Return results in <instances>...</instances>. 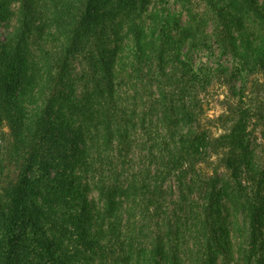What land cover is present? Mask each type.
<instances>
[{
    "label": "rangeland",
    "instance_id": "1",
    "mask_svg": "<svg viewBox=\"0 0 264 264\" xmlns=\"http://www.w3.org/2000/svg\"><path fill=\"white\" fill-rule=\"evenodd\" d=\"M185 2L149 0L145 13L134 21L119 14L112 21L115 30L102 32L97 27L96 34L105 38L106 48L116 51L110 82L102 84L106 103L96 106L104 107L105 115L96 111L92 117L84 109L85 104L99 101L96 96L90 101L86 97L105 76L99 71L94 74L90 62L97 61L103 50L97 37L85 35L68 58L60 86L61 104L56 105L54 117L58 124L86 135L85 153L72 168L73 179L87 189L89 218L86 236L81 238L76 229L80 205L76 200L69 204L57 201L47 226L60 240L70 264H156L159 258L153 256L159 242L178 264H202L213 257L214 264H244L247 232L241 191L230 180L222 151L217 152L212 140L230 127L237 117L233 110H247L249 148L240 178L244 186H254V182L256 188L261 186L264 198V62L259 54L246 55V46L235 50L220 36L225 30L220 17L221 12L227 13L225 3ZM34 3L31 7L39 13L34 26L43 29L35 31L20 50L28 66L37 63L39 77L36 83L27 84L21 72L13 99L25 125L38 119L50 95L41 86L46 61L56 75L69 43L68 35L53 21L52 3ZM258 4L264 5V0ZM23 5L24 0H0V47L8 52L20 44L17 33ZM232 32L238 39L236 28ZM248 39L253 50L261 46L255 36ZM241 44L238 40L237 45ZM170 108L175 114H191L183 129L198 132L199 149L180 145V133L169 128L166 112ZM14 143L9 121L0 113V188L15 181L19 173L21 161ZM63 171L56 160L50 161L49 177L40 184L43 197H49V189L59 184L57 178ZM216 172L218 182L213 179ZM214 182L218 190L226 187L235 200L224 196L220 210H210L211 218L206 220V194ZM105 187L115 188L116 198L125 199L123 210L113 217L106 214L107 199L100 192ZM36 201L43 204L40 195ZM260 239L262 248L256 260L264 264V223ZM216 241L227 256L215 254Z\"/></svg>",
    "mask_w": 264,
    "mask_h": 264
},
{
    "label": "trees",
    "instance_id": "2",
    "mask_svg": "<svg viewBox=\"0 0 264 264\" xmlns=\"http://www.w3.org/2000/svg\"><path fill=\"white\" fill-rule=\"evenodd\" d=\"M36 1L24 0L23 21L17 33L19 46L9 52L4 47H0V113L9 121L15 140L14 149L17 155H20L19 161H21L17 179L0 188V264H70V258L67 257L62 244L59 243L60 240L57 236H52L47 226L48 214L54 212L53 204L57 201L65 204H69L71 200L78 202L81 209L77 216L76 229L80 237L85 238L89 218L87 189L73 179L74 168L72 165L77 161L80 154L85 153V147L87 148L85 146L86 135L82 131L73 130L69 125L58 124L55 120V107L61 104L59 98L62 76L76 43L89 33L97 37L98 46L102 47L103 50L97 61L90 62L95 67L94 74L99 71L105 76L99 80L96 89L92 92L93 94L86 97V100L90 101L96 96L99 101L92 106L85 104L84 109L92 117L95 116L96 111L100 115L107 114L104 107L99 109L96 106H104L106 103L103 102L106 99L102 84L107 83L108 85L110 82L111 65L116 56V51L106 48L105 38L96 34L97 27L101 26L102 32H106L107 29L115 30L116 27L112 25V21L119 14L130 16L134 21L145 13L149 3V0H48L53 5L52 13L55 15L53 21L58 30L63 29L68 35L69 43L59 61V71L56 75H53L50 62L46 61L47 72L41 86L43 91H50V95L44 102L38 119L31 125H25L21 119V114L17 112V105L13 99L18 91V76L21 72H24L23 82L27 84L36 83L39 77L37 63H29L28 66L24 58H21V54L25 52L20 50L21 44L28 41L35 31L40 33L43 29L42 26H34V19L39 16V13L34 11L31 6L32 2ZM207 1L209 4L223 2L228 9L226 14L223 12L220 14V17L225 21V30L221 32L220 36L226 37V41L228 39L234 49L246 46V55H249L250 52L255 55L259 54L260 60L264 62V5L260 6L258 0ZM186 2L189 4L190 0H186ZM232 27L236 28L238 39L234 38L232 34L234 28ZM252 35L258 38L261 43L257 50L250 47L251 41L248 37ZM238 40L242 42L241 45H237ZM97 66L99 70H97ZM261 68H264V64ZM58 111L61 112V109ZM233 112L237 113V117L231 121L230 127L225 129L223 134L212 140V144L217 152L222 151L224 167L229 173L230 180L235 182L241 191L240 207L243 209L247 232L245 255L241 259L244 264H253L254 261L263 264L262 260H256L262 248L260 238L264 223V198L260 189L263 190V188L261 186L256 188L255 182L254 186L252 183L244 186L245 181L240 178L243 156L249 148L246 139L249 114L247 110L242 109L233 110ZM166 115L170 124L169 128L180 133V145L183 148L189 145L191 150L199 149L201 139H197L198 135L196 134L198 132L196 131V133L191 129L184 132L183 129L190 123L191 114L189 112L175 114L170 108ZM104 119L107 120L106 117ZM88 121L91 122L92 119H88ZM80 139L84 140L83 148H80ZM52 160H56L64 171L61 177L57 178L59 184L52 186V189L48 188L49 197H43L39 191L40 184L49 177L50 161ZM71 169L72 171L67 174L66 171ZM0 172L3 171L0 169ZM217 175L218 172L213 177L216 182H218ZM100 192L107 199L106 214L109 217H113L123 210L125 199L122 196L116 198L117 191L115 188H101ZM39 195L42 197L43 204L49 207L48 211L45 210L43 204L36 201ZM224 196H231L235 200L234 194L227 193L226 187L218 190L214 182L207 190L208 206L204 208L205 216L203 218L209 220L212 215L210 210L213 212L220 210L221 203L225 199ZM111 226L114 225L111 224ZM216 249L215 254L221 252L227 256V251L218 241H216ZM154 251L153 259L159 258L156 264L161 261H164L165 264H178L177 259L162 242L155 245ZM213 258L202 264H214Z\"/></svg>",
    "mask_w": 264,
    "mask_h": 264
}]
</instances>
